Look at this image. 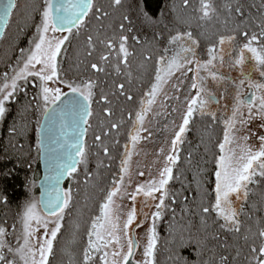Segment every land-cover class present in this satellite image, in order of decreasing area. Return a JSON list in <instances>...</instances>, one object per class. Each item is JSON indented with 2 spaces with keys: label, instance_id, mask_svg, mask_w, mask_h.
Here are the masks:
<instances>
[{
  "label": "snow or ice",
  "instance_id": "obj_1",
  "mask_svg": "<svg viewBox=\"0 0 264 264\" xmlns=\"http://www.w3.org/2000/svg\"><path fill=\"white\" fill-rule=\"evenodd\" d=\"M193 2L198 4V7L193 9L198 14L196 19L208 23L218 22L220 25L213 33L215 41L207 49L209 58L203 63L195 58L196 52L192 46L198 47V40L193 37L191 31L170 37L168 44L176 47L165 48L164 51H171L173 54L161 56L157 61L159 66L155 68L154 79L150 82L148 91L144 93L145 99L139 101V111L135 112V134L129 136L132 150L128 144L123 146L118 173L114 174L107 189H100L103 196L98 204L99 214L84 221L90 226L86 232L87 241L81 259L77 261L76 255L67 247L60 249L61 254L69 257L68 264H155L158 243L155 221L164 215L166 200H174L179 195L178 192L172 191L170 184L174 181L186 184L188 171L192 173V182L196 185L201 224H206L204 214L215 212L216 218L223 221L220 224L223 230L243 239L247 248L245 264H264V218L256 220L254 227L245 226L239 218L243 213V206L238 211L233 207L231 200L235 195L237 200L248 201L250 193L255 194L249 188L250 184L262 186L261 197L264 199V135L258 136V149L248 145L249 136L236 135L257 116L264 118V82H253L251 73H242L243 78L238 83L228 81L234 84L236 95L231 115L223 121V140L216 145L220 154L212 153L211 149L206 147L205 156L194 162L190 153L184 158V164L187 166L184 168L181 167L179 147L185 142L186 133L191 131L194 113L199 111L201 115H209L213 121L216 120L215 113L205 111L209 102L219 103L214 95L206 91L205 81L209 76L213 80L227 79L211 71V68L216 66L214 61L218 60L223 64V56L218 55L220 46L226 42L237 41L238 35L242 36L246 42L242 46L234 45L239 47L235 65L245 63L244 53L247 51L255 61V70L264 77V0H259L258 4L253 3L249 7L241 3V0H222L219 9L216 7V0H183V5L188 8ZM124 5L125 0H108L107 8L99 0H30L26 11L27 20L35 21L36 16H39V20L34 25H28L35 28L28 41V47L20 48L14 64H9L8 71L0 73V122L5 120L9 111L6 103L16 102L20 93L27 98L29 94L26 86L31 83L37 91L20 106L18 115L25 117L34 109L41 117L37 121L38 128L35 129L36 147L47 174L40 185L39 201L33 200L22 209L19 217L20 230L8 232L5 227L0 226V264H54V243L58 241L64 227L66 210L73 206L72 190L63 189L61 184L66 177L75 179L74 174H77L81 167L87 170L91 152L86 147L85 137L89 129L93 128L89 121L94 115V102L104 105L102 118H98L96 124L99 131L94 134L97 149L96 167L110 168L111 164H106L105 160L116 159L113 152L120 143L117 139L120 133L117 130L125 121L123 111L119 119L115 118L114 103L110 97L122 96L125 102H133L135 98L125 83L114 84L116 91L100 88L98 100L95 90L99 87L97 74L105 72L106 67L112 66L119 74L122 71L120 65L123 63L127 66L130 63L129 57L132 53L128 48L129 36L126 33L132 32L133 21L123 11ZM17 6V0H0V39L5 37V29L10 26L13 9ZM250 7L257 8L258 15L254 16L249 10ZM116 12H120L118 26L105 24ZM89 18L95 20L99 26L89 29ZM105 28L111 29V32L104 31ZM57 33L67 34L56 35ZM201 35L207 36V33L202 32ZM81 36L84 38L76 48V68L80 70L83 66V72H92L93 75L77 82L67 78L58 57L66 54L72 41L79 40ZM132 40L141 44L137 36H132ZM183 41H190V45L185 46ZM254 44L257 46H253ZM81 50L84 52V59H80ZM93 56L97 57L99 64L88 60ZM151 58L144 56V61ZM192 64L195 65L196 79L191 88L196 90V94L186 103V107L173 106L171 109L172 112L180 113L181 123L173 132L167 152L161 147L157 153V157H163V167L158 171L157 177L138 183L135 189L129 192L128 188L132 183V157L135 146L141 139L140 131L146 114L152 110L160 94H163L162 107L166 106L164 101L179 100L176 95L169 96L165 87L172 81L175 73L193 71V68L188 67ZM139 67L144 69L145 63L141 62ZM202 72L207 75H202ZM126 77L130 85L132 73L126 72ZM246 81L248 88L254 91L242 98V88ZM50 84L56 86L51 87ZM61 86L70 91H63ZM179 87L180 81L177 78V81L172 83V88L179 91ZM245 108L246 113L243 110ZM137 125L140 127H136ZM26 130L27 124L17 121H14L11 127L14 135H22ZM211 142L212 137L209 134L208 143ZM201 143H204V137L201 138ZM101 152L103 158L100 156ZM208 155H212L211 161L207 159ZM208 163L215 164L213 204L208 202L209 189L205 187L207 169L203 165ZM97 175L98 173L92 179H96ZM137 175L142 177L145 172L139 171ZM149 176L151 177V173ZM155 193H160V196L158 203H155L156 210L151 214L152 224L146 230V244L142 247L143 258L137 260L136 253L141 250V242L136 237V230L143 227V221L137 222V197L142 194L145 200H156ZM124 199L131 202L130 209L122 208L120 202ZM79 211L78 209L77 212ZM251 219L249 216V220ZM81 226L78 219L72 222V240L68 241L69 244L77 242L76 237ZM13 235L15 244L6 239V236ZM179 242L183 247L192 241L181 238ZM196 244L201 247L199 241ZM222 247L225 254L219 256L218 264H235L241 255V249L237 248L235 256L230 257L227 250L231 246L224 243ZM202 251L201 247L200 254ZM184 264H187L186 260Z\"/></svg>",
  "mask_w": 264,
  "mask_h": 264
},
{
  "label": "trees",
  "instance_id": "obj_2",
  "mask_svg": "<svg viewBox=\"0 0 264 264\" xmlns=\"http://www.w3.org/2000/svg\"><path fill=\"white\" fill-rule=\"evenodd\" d=\"M181 3L182 11L178 12L172 17V12L168 11L165 7L169 2ZM222 0H216V7L219 9ZM30 0H17V8L13 9V17L10 19V26L5 29V37L0 40V73L8 71V65L14 64L17 56L19 55L20 48L28 47V41L31 39L35 28L36 21L39 20V16H36L35 21H28L26 17V11L28 9ZM127 14L133 21L131 27L132 32L126 33L129 36L128 48L132 50V45L135 43L132 40V36H137L141 42L146 43L152 41L157 36L163 35V38H167V31L170 29V33L173 32H187L191 31L193 36L200 38V45L205 46L208 43L205 42L204 36L201 35L199 30L200 21L195 17L198 15L193 11L198 4L193 2L190 7L185 8L183 0H126ZM246 7H249L253 3L258 4L259 0H241ZM249 10L253 15H258L257 8L250 7ZM176 18L181 24L175 21ZM188 19V20H187ZM223 19V17H221ZM93 19H90L92 21ZM187 20V21H185ZM90 28V27H89ZM20 29H25L20 31ZM165 29V32L161 34V30ZM258 31V29H256ZM75 31V29H74ZM160 33V34H159ZM199 36V37H198ZM83 36L79 40H73L72 44L68 46L67 53L58 57L61 61L62 69L67 73V78L75 79L79 82L83 77L78 74L79 72L74 68L75 60L73 53L76 51V45L83 40ZM244 38L237 36V41L232 42L233 49L236 51L239 47L234 45H242ZM135 45V44H134ZM156 53L159 50L155 49ZM161 52H159L160 54ZM154 52L150 51L147 56H151L150 67L146 69L148 71L149 80L152 79V75L156 68L157 56H153ZM114 58V57H113ZM109 68L106 67V71ZM133 69V68H132ZM105 71V72H106ZM110 73L111 70H109ZM81 72V71H80ZM104 72V73H105ZM82 75V74H81ZM109 74H98L97 83L99 87L95 90L97 92L96 99H99V89L107 88L112 83H122L120 80L111 79ZM264 82V77H261ZM104 79L109 80L107 83H102ZM28 97L26 98L23 93H20L16 102H7L6 107L9 108L6 114L5 120L0 122V226L5 227L6 231L17 232L18 218L21 215L24 205L33 196L35 201H38V188L31 190L32 184L35 187V178L40 176L39 161H38V149L36 147V133L35 129L38 128L37 121L41 119L40 115L35 110H30L25 117L18 115L20 106L25 102L26 99H30L31 96L37 91L36 88L32 87V84L27 86ZM145 88V86H144ZM106 90V89H105ZM120 98L123 97H110L113 99L114 110L117 119L121 117V111H123V118L126 116L127 109H124ZM135 98V97H134ZM134 102H130V110L128 117L132 118L134 112ZM104 107V106H103ZM133 108V109H132ZM92 110L94 114H97V110L101 111L103 115V108L97 103H93ZM94 116V115H93ZM93 118V117H92ZM92 118L90 123L92 124ZM14 121L20 124H27V130L22 135H14L11 132V127ZM196 121V120H195ZM192 121L190 125L191 131L186 134L185 142L180 146L181 155V167L186 168L184 164V158L190 153L193 157L194 162L200 161L205 156V148L211 149L212 153L219 154L217 142L218 138L223 132V126L212 119H205L200 124ZM118 132L120 129L117 130ZM98 130L89 129L85 143L86 147L90 149L89 163L87 170L83 167L75 175V179L67 178L64 183V189H71L73 193V202L79 203L81 199L89 200V208L95 211L98 209V201L102 198L103 193L100 191L101 188L107 189L110 185V181L113 178L118 168V157L120 155V143L123 142L121 138L125 136L122 132L117 139L120 143L117 146L113 154L117 159L114 161L105 160L106 164H111L110 168L97 169V149L95 147L94 134ZM120 133V132H119ZM209 134L212 137L211 144L208 143ZM204 137V143H201V138ZM103 158L102 152L100 153ZM207 159L211 161L212 155H208ZM206 167V184L205 187L209 189V204L214 203V170L215 164L208 163L203 165ZM36 173V174H35ZM96 179L92 177L97 174ZM175 173V170H174ZM187 183L182 185L181 182L174 181L170 184L173 192H178L179 195L174 200H166V209L163 217L157 222L156 229L158 231V243L156 248L155 264H218L219 256L224 253L222 245L227 243L231 247L227 250L228 254L235 256L236 249H241V255L236 259L235 264H245L244 256L247 253V248L244 246L242 238L237 237L233 233H229L220 227L223 223L222 220L216 218L215 212L210 211L206 216V224H201V212L199 208V200L196 193V185L192 182V173L186 172ZM249 188L252 190L254 195L250 193L248 201H242L239 210L243 206V213L240 215V220L245 226L254 227V222L261 218H264V199L261 197L262 186L260 184H250ZM81 199H80V197ZM252 205L256 207L253 208ZM71 207L68 210H72ZM259 209V210H258ZM65 213L64 227L61 230V234L58 236V241L54 243L56 250V260L54 264H68L69 257L61 254L60 249L67 247L72 253L76 255L77 261L82 257V250L86 246L87 236L86 232L89 224L84 221L89 220L82 219L81 229L79 230L76 243L69 244L68 241L72 240V222H70L67 211ZM89 210V209H88ZM93 210V211H94ZM73 211V210H72ZM89 214V213H87ZM86 214V215H87ZM88 216V215H87ZM249 216L252 217L249 220ZM171 225V227H170ZM15 226V228H13ZM170 232L172 235H170ZM243 233V229H242ZM216 237V239H213ZM190 239L192 242L181 246L180 239ZM12 244H15V236H6ZM199 241L203 249L201 253V247H197L196 242Z\"/></svg>",
  "mask_w": 264,
  "mask_h": 264
},
{
  "label": "rangeland",
  "instance_id": "obj_3",
  "mask_svg": "<svg viewBox=\"0 0 264 264\" xmlns=\"http://www.w3.org/2000/svg\"><path fill=\"white\" fill-rule=\"evenodd\" d=\"M99 2L101 4H103L106 8L108 7V0H99ZM180 4L181 3H178L177 1H176V3H174V2L170 3L169 2V4L165 8L169 12L171 11L172 17H174L178 12L182 11ZM109 10H111V9H109ZM123 11L127 13L126 3L124 5ZM176 11H178V12H176ZM119 16H120V12L114 13L110 20L105 21V24L111 23L113 25V27L118 26V24L120 23ZM187 20H185V21H187ZM175 21L178 23V25L181 24L177 18ZM87 22H88V26L90 27L89 29L99 26L95 20L90 21V18L88 19ZM199 24H202V25H200L199 30L201 32L207 33V36H204L203 38H205V42H207L208 44L205 46H201L200 41H199L200 38L198 39L196 36H193L194 38H196L198 40V47L197 46H192V47L195 48V52H196L195 58L197 60H199L201 63H203V62H206L207 59L209 58L207 55V49L209 47H211L212 43L215 41L216 37L213 36V33L217 31V29L220 27V25L218 22L208 23L205 21L203 23H199ZM104 31H107L110 33L111 29L105 28ZM221 31H223V30L221 29ZM178 33L183 34L185 32H178V31L173 32L171 34V36L176 35ZM66 34L67 33H62V34L57 33L56 35H66ZM225 34H227V33H225ZM159 41L160 40L156 36L155 39H153L152 41H150L148 43L143 41V42H141V44H136V42H135L134 43L135 45L134 44L132 45V47H131L132 50L130 51L132 53V56L129 57L130 63L127 66H125L122 63L120 65L122 68V71L119 74H117L114 71L112 66L107 67L109 69L105 73L104 72L102 73V74H109L108 76L111 77L109 80L116 79V80H120L122 83L126 84V88H129L131 94L135 97V102L133 105V108H134L133 111H135V110L139 111V101L141 99H145L144 93H146L148 91V87L150 85V82L154 79V73H153L152 79L149 80L150 74L148 73V71L146 72V69L148 67H150V63H149L150 60L144 61V56H147V54L150 51H152V52H154L153 56L154 55H155L154 57L157 56V59H156V62H157L161 56H171L173 54L171 51L166 53L164 51L165 48H175L176 47L175 45L170 46L167 42L166 46L159 50V46H160ZM80 43L81 42H79L76 45V48ZM183 43H185V46L190 45V41H183ZM253 46H257V45L254 44ZM76 48H75V50H76ZM155 49L156 50L158 49L159 52H161V53L160 54H159V52L156 53ZM188 55L191 56L190 53ZM218 55L223 56V64H221L218 60L214 61L216 66L214 68H211V71L216 72L219 75L226 77L227 79H225L223 81L213 80L209 76L208 79L205 81L206 91L211 93L212 95H214L217 98V100L219 101V103L209 102L206 106L205 111L208 113H215L216 114V120L215 121L219 122L223 126V129H224L223 121H224V119H226L228 116L231 115V109H232V106L234 103V97L236 95V88H235L234 84H230L228 81L231 80V81H235L238 83L239 80L243 78L242 73H245V74L249 73V66L247 64V60H250V62L252 63V66H253L252 81L253 82H263V81L260 78L259 72L255 70L256 65H255V61L251 59V53H248L247 51H245V53H244L245 63L243 65H235L234 62H235V59H237L239 56V49L236 51L235 49H233L232 43L226 42L224 45L220 46V48L218 50ZM73 56H74L75 65H76V63H77L76 51L73 53ZM80 59H84L83 50L80 51ZM88 60L91 62H96L98 64L100 63V61L97 59L96 56L90 57V58H88ZM141 62L145 63L144 69H141L139 67ZM158 66L159 65L157 63L156 67H158ZM82 67L83 66H81L80 70H78L76 67H74L79 72L78 74L80 75V77L82 76L83 78H85L87 76L93 75L92 72H87V73L83 72ZM188 67L193 68V71H183V72L175 73L174 77L172 78V81H170V83L165 87V92H167V94L169 96L176 95L177 97H179V100H177V101H173V100L164 101L166 106L162 107L161 102L163 101V94H160L157 97L156 103L152 106V110L146 114L145 122H144L142 129L140 131L141 139L136 144L135 149H134V154L132 157V162H131V167H130V172L132 174V183H131V186L128 188L129 192L133 191L138 183H142V182L149 180L150 178L157 177L158 171L163 167V163H164L163 157L162 156L157 157V153L161 147H164L165 152H167L170 140L173 138V132L176 129L177 125L179 123H181L180 113L179 112H172L171 109L173 106L180 108L181 105H185V107H186V103L190 102V98L195 97V94H196V90L191 88V84L196 79V74H195V70H194L195 65L194 64L188 65ZM109 70H111L112 73H110ZM129 71L132 73L130 85L127 83V77H126V72H129ZM99 74H101V73H99ZM201 74L207 75L206 72H202ZM177 78H179V81H180L179 91H176L175 89L172 88V83H175L177 81ZM109 80L104 79L102 81V83L103 84L107 83ZM107 84L109 86L107 88H105L106 90L104 89L105 91H116V89L114 87H112V83L108 82ZM50 86L55 87L56 85L50 84ZM144 86H145V88H144ZM61 87L63 88V86H61ZM66 90H67L66 88H63V91H66ZM252 91H254V90H252ZM247 93H249V91H248V82L246 81L243 88H242V98ZM257 95H259V93H257ZM118 97H121V96H118ZM120 101H121V103H123L122 104L123 108L127 109V111H126V116L123 118L125 123L121 126L119 132H120V134L122 132L127 133V134H125V136L123 138H121V140L123 142L120 143V148H121L120 149V155H119L118 159L116 158L118 161V168H117L115 174L118 173V171H119L121 153H123V151H124L123 146L125 144H128L129 149L132 150V145L130 143L129 136H130V134H135V129L133 127V124L135 121V112L136 111L134 112L132 118L128 117L127 115L129 113V111H131L129 108L130 102H125L124 97H123V99L120 98ZM98 105L101 106V109L104 106L102 104H98ZM243 110L245 111V113L247 112L246 108ZM97 112L98 113L94 114V116L92 118V121H93L92 122V125H93L92 130H98L96 128V124L98 122V118H102L101 111L97 110ZM207 118L211 119V117L209 115H201L200 112L197 111L196 113H194L193 121L196 120L195 122L197 124H200L203 120H205ZM136 127H140V126L137 125ZM237 127H240V126L237 125ZM143 129H147V130L144 131ZM253 133H255L256 135H253ZM236 135L238 137H243L245 135L249 136V140L247 141L248 145H250L254 149H258L259 148L258 136L264 135V118L257 116L256 118L251 120L247 126H245L239 132H237ZM218 140H219V142H222L223 132H222L221 136H219ZM139 171H144L145 175L142 177L138 176L137 173ZM36 173H37V177L35 178V187L32 184L31 190H34L36 188L38 180H39L38 172H36ZM149 173H151V177L149 176ZM126 183H127V181H126ZM155 195L157 197L156 200H152L151 198H148L147 200H145V198L143 197L142 194L137 197V201H136V205H135L136 209H137V217H138L137 222L139 223L140 221H143V227L136 230V237L141 242V250H138L136 253V259L137 260H141L143 258L142 247L144 246V244H146V230L152 224L151 214H152V212H154L156 210L155 209V203H158V198L160 196V193H155ZM80 199H81V197H80ZM83 199H81V201L77 204L72 203V205H73L72 210L73 211L72 210L67 211L68 216H70L69 217L70 222H73L74 220L78 219L81 223L82 219H86V217L87 218H90V217L94 218L96 215L99 214L98 209H97V211H95L93 208V210H94L93 211L91 208H89V206H90L88 203L89 200L86 201ZM33 200H35V198L32 196L27 203L32 202ZM101 200H102V198L98 201V204L101 202ZM231 200H232L233 207L239 211L241 202L243 200L242 199L237 200L235 195H233L231 197ZM118 202H120V201H118ZM120 203H121L122 208H124L125 210L130 209V207H131V202L128 199H124ZM78 209L80 210L79 213L77 212ZM87 213H89V214H87ZM159 220L155 221L156 226H157V222ZM20 228H21V225L19 223V218H18L17 232L20 230ZM42 231L43 230L41 229V232ZM39 234L40 233H37V235H39ZM157 235H158V231H157Z\"/></svg>",
  "mask_w": 264,
  "mask_h": 264
},
{
  "label": "water",
  "instance_id": "obj_4",
  "mask_svg": "<svg viewBox=\"0 0 264 264\" xmlns=\"http://www.w3.org/2000/svg\"><path fill=\"white\" fill-rule=\"evenodd\" d=\"M1 40V39H0ZM251 72V69L249 70ZM70 90H66L65 92H69ZM251 92V91H250ZM249 92V93H250ZM249 93H247L245 96L249 95ZM244 96V97H245ZM38 161H39V169H40V177H39V180H38V183H37V188H38V201L41 197V183L44 179V176L47 174V169L45 168V165H44V162L43 160L40 158V156L38 155ZM68 177L65 178V180L62 182L61 184V187L64 189V183L66 182Z\"/></svg>",
  "mask_w": 264,
  "mask_h": 264
},
{
  "label": "flooded vegetation",
  "instance_id": "obj_5",
  "mask_svg": "<svg viewBox=\"0 0 264 264\" xmlns=\"http://www.w3.org/2000/svg\"><path fill=\"white\" fill-rule=\"evenodd\" d=\"M165 32V29H162L161 30V34L162 33H164ZM167 33V38L166 39H164L163 38V35H165V34H162L161 36H159V42H160V46H159V50L160 49H162V48H164L165 46H166V43L168 42V40L170 39V37H171V33H170V29H168V31L166 32ZM160 34V33H159ZM247 64H248V66H249V70L251 69V72L249 71V73H251V78H252V73H253V66H252V63L250 62V60H247ZM248 73V74H249ZM243 74H245V73H243ZM246 75V74H245ZM68 90V89H67ZM248 91L250 92V91H252V90H250L249 88H248ZM243 98H244V96H243Z\"/></svg>",
  "mask_w": 264,
  "mask_h": 264
}]
</instances>
